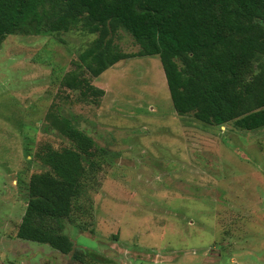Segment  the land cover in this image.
<instances>
[{
	"label": "rangeland",
	"instance_id": "obj_1",
	"mask_svg": "<svg viewBox=\"0 0 264 264\" xmlns=\"http://www.w3.org/2000/svg\"><path fill=\"white\" fill-rule=\"evenodd\" d=\"M96 35L11 34L0 48V264H81L14 235L26 184L44 168L39 146L70 144L53 124L60 113L113 155L91 188L89 230L67 220L64 231L108 261L99 264H264V128L180 116L159 55L121 60L92 78L105 90L99 104L82 97L61 77ZM114 43L140 49L123 29Z\"/></svg>",
	"mask_w": 264,
	"mask_h": 264
},
{
	"label": "trees",
	"instance_id": "obj_2",
	"mask_svg": "<svg viewBox=\"0 0 264 264\" xmlns=\"http://www.w3.org/2000/svg\"><path fill=\"white\" fill-rule=\"evenodd\" d=\"M73 29L97 34L61 77L82 97L99 104L105 90L92 78L121 60L159 55L180 116L218 127L264 128V0H0V48L11 34ZM120 29L134 37L138 52L117 48ZM53 124L70 144L39 146L36 157L44 168L26 184V208L14 235L81 264L106 263L64 231L67 220L89 230L91 190L100 186V174L107 175L113 155L64 114ZM88 215L90 223L83 218Z\"/></svg>",
	"mask_w": 264,
	"mask_h": 264
}]
</instances>
